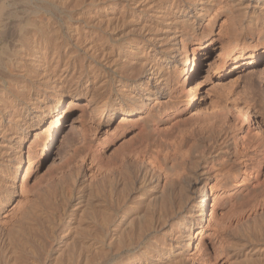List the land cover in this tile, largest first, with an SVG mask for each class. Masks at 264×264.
<instances>
[{
    "label": "bare ground",
    "instance_id": "bare-ground-1",
    "mask_svg": "<svg viewBox=\"0 0 264 264\" xmlns=\"http://www.w3.org/2000/svg\"><path fill=\"white\" fill-rule=\"evenodd\" d=\"M219 1L43 0L47 12L55 6L57 10L61 7L67 11L69 19L67 22L63 20L66 23H63L65 31L62 24H56L45 14L44 17H36L38 10L34 11L33 16L30 15L33 9H30L32 12L28 10L30 14L25 16L22 11L23 16H18L15 20L8 14L6 19L0 15V20L5 19L0 24V44L5 42L0 49V158L5 161L4 164L0 160L3 163L0 164V216H8L5 214L6 207L19 186L17 179L23 167V147L28 137L47 116L59 111L68 93L72 94L79 89L89 93L88 100L93 106V114L100 119L104 118L103 122L111 130L109 134L117 135L116 121L128 123L132 119L130 116L138 114L134 121L142 130L158 138L155 141L147 139L132 144L126 153L115 157L112 163L103 157L101 143L90 150L91 164L96 162L97 165L98 173L94 174L109 195L103 192V201L106 202H102L104 208L99 207L94 215L86 214L85 219L81 220L84 221V264H107L110 256L116 254L122 258L119 256L121 259L113 262L114 264H189V251H194L195 257L199 254L197 252L206 250V239L200 235L208 220L210 197H214L211 207L213 215L215 207H224L233 200L241 202L253 198L259 186L254 185L253 179L246 176L252 175V172L249 174L246 171L247 163L241 162L246 166L243 171L242 165L237 167L233 164L234 161L231 163L232 161L225 160L216 174L218 177L221 175L217 178V183L209 185L207 180L196 191L191 189L195 192L193 195H187L186 191L187 193H183L185 197L182 194V198H185L183 201L182 198L176 200L172 194L174 188L171 187L176 182L175 175H184L185 169L177 163L170 164L169 159L180 154L181 157L193 159L195 147L202 143L205 136L204 130L216 128L218 121L180 127L172 132L160 123L170 116L166 103L160 97L168 90L169 75L173 74L169 70L172 64L179 61L182 64L179 76L184 78L189 73L191 58L188 45H200L208 40L210 32L206 28H213V23L210 22L214 15L213 5ZM263 1L256 0L257 6ZM2 5L4 8L9 6L0 2V9ZM227 11L232 12L231 9ZM261 12V23L258 24L261 26L260 30H263L264 10ZM206 19H209L207 24ZM179 25L181 32L177 29ZM125 26L129 27L130 35L125 32L129 36L124 39L120 37L119 29ZM258 47L263 49L264 36L261 37V44L250 45L246 49L253 52ZM197 48L193 49L194 67ZM181 49L185 53H179ZM110 74L116 85L115 89H108ZM237 110L239 121L244 123V119L248 120L250 126L252 113L250 115L245 107ZM61 119L62 116H59L57 123L45 130L39 142V156L46 155L56 143ZM237 125H228V128L234 130L233 142L226 149L228 155L232 150L240 153L241 147L248 143L245 141L246 134ZM247 145L254 150L251 170L256 168L254 177H257L261 168L257 166L255 158L260 154L264 156V140ZM35 161H30L26 168L21 182L22 189L35 167ZM258 162L261 166L262 161ZM161 175H164L165 182L161 183L158 179ZM78 177L79 175L76 179ZM83 177V185H79L86 187V190H91L98 181V178L92 180ZM197 183L198 181L194 185ZM81 187L80 192H85ZM72 188L70 197L64 198L63 204L58 199L51 200L55 201L52 203L48 198L49 207L36 208L30 212L34 216L33 220L45 219L50 222L51 227H55L69 213L67 203L73 198ZM220 191L222 194L218 195ZM147 192L151 194L146 196ZM80 219L82 218L73 216L71 221L76 223ZM7 221L8 219H0V230L5 228L2 223ZM48 233L43 237L46 238ZM53 236L57 238L61 235L58 233ZM29 259L30 257H24L19 260L18 257L17 262L31 264L32 258ZM33 261L36 264L37 261ZM201 261H209V256L205 254Z\"/></svg>",
    "mask_w": 264,
    "mask_h": 264
},
{
    "label": "rangeland",
    "instance_id": "rangeland-1",
    "mask_svg": "<svg viewBox=\"0 0 264 264\" xmlns=\"http://www.w3.org/2000/svg\"><path fill=\"white\" fill-rule=\"evenodd\" d=\"M0 2L6 4L5 6L9 5L6 8L2 5L1 17L4 16L5 18L6 16L7 18L9 15L12 20H15L18 16H25L33 11L30 14L32 15L38 10L36 17L37 15L44 17L45 14L56 24H62L63 30H66V23L63 20H68L69 16L67 11L61 7H58L57 10V6L53 8L50 6V12H47L44 8L46 6H43L45 5L43 0H21V2L20 0H0ZM26 3L28 6L30 4V8ZM259 5L257 6L256 0H220L215 3L212 13L214 15L210 20L213 23V28H206V31L210 32L208 40L204 41V44L188 45L191 58L188 65L189 73L184 78L179 76L178 72H180L182 64L179 63L180 61L177 63L178 65L172 64L171 68L169 67L170 73L173 74L169 75L168 90L160 97L166 103L170 114L169 117L160 122L163 127L165 126V129L176 132L180 127H194L211 121H218V126L222 125L219 128L217 126V129L213 127L214 130L207 127L211 131L204 130L205 136L202 134L204 136L202 143L195 147L193 159H188L186 156L181 157V154L180 156L173 155L174 157L169 159L170 164L177 163L180 167L183 166L185 173L187 172L180 175L181 178L177 175L172 176L176 181L171 187L174 188L172 194L176 200H180L182 194L187 193L186 191H188L187 195L189 193L193 195L195 193L193 191H196V188L207 180L209 185L217 183L216 180L221 175L218 177L216 174L225 160H230L231 163L234 161L233 164L237 167L242 165L241 162L247 163L248 169L245 165H242L241 168L243 171L246 169L249 174L252 172V175L246 176L253 179L254 185L259 186L258 191H256L257 194L255 193L254 197L251 196L253 198L241 202L233 200L224 207H215V214L213 215L211 214V207L214 197H210L208 220L205 222L200 235L206 239V250L202 249L197 252L199 254L195 257L194 251H189L191 256L189 264H264V156L260 154L258 158H255L257 166L259 165L258 167L261 168V173L254 177L256 168L251 170V158L254 157V150L247 145L250 142L264 140V47L263 49L258 47L253 52L246 49L247 46L261 44V37L264 36V29L260 30L261 26L258 24L261 23L264 1ZM23 8L27 10L24 11ZM227 8L231 9L232 12H228ZM11 9L13 11L18 10V13ZM30 9L33 10L30 11ZM44 9L47 13L43 11ZM50 13H53L54 16ZM4 18L0 20V24L6 19ZM205 21L207 24L209 19ZM125 27L119 29L121 38H127L130 35L129 27ZM177 29L178 32H181L182 28L179 25ZM125 32L129 35L124 34ZM1 44L0 49L3 48L5 42L3 45ZM196 47L198 48L196 66L194 67L192 58L193 49ZM182 52L185 53V50L179 51V53ZM179 53L177 52V54ZM112 81L111 78L108 82L109 85H107L108 89L112 87L115 89L116 85ZM88 99H90L89 93L83 92V90L78 89L72 94L68 93L58 111L60 115L55 112L51 116H47L32 131L25 142L23 167L17 179L19 186L16 188L15 196L6 207L5 214L8 216H0V219H8L7 222L2 223L5 228L0 230V264H18L17 261L24 257L32 258L31 264H34L33 260L38 262L35 261L36 264H84V221L81 222V220L85 219L86 214L94 215L99 207L104 208L102 203L105 201L103 192L109 195L108 190H103L100 179L94 174L97 172V165L96 162L91 164L90 150L101 143L103 145V157L112 163L115 157H121L126 153L132 144L147 139L158 140L155 135L154 137L153 134H149L150 132L142 130L140 125L134 121V118L139 116L138 114L130 116L129 118L132 119L128 123H123L121 120L116 121L117 135L109 134L110 128L103 122L104 118L100 119L93 114V106ZM190 99H192L191 103ZM243 107L248 109L250 115L252 113L250 126L248 120L244 119L245 122L242 123L238 119L239 110L237 109ZM59 116H62V119L56 143L46 155L40 154L39 156L41 137L46 129H50L57 123ZM98 119L100 120L98 121ZM229 122L238 124V128L241 126L242 133L246 134V136L244 135L245 141H248L245 144L248 147H241L240 153L232 150L230 155L226 154V149L233 142L234 130L228 128L230 127L228 126L230 125ZM34 159L36 160L35 167L25 180L22 189L21 182L26 168L29 162L34 161ZM0 160L3 159L0 158ZM260 160L262 161L261 166L258 162ZM2 162L5 164V161ZM219 162L220 164H218ZM3 163L0 162L1 165ZM78 175L79 177L76 179ZM83 176L92 180L98 178L91 190H86V187L83 188L79 185L80 183L83 185ZM163 176L158 178L161 183L165 182ZM153 181L155 184L156 177ZM196 181L198 183L195 186ZM80 187L86 191L81 193ZM71 188L74 191L71 202L67 203V212L69 213L59 223H56L55 227H51L50 222L45 219L33 220L34 216L31 213L34 209L49 207L48 198L50 201L61 200L63 204V199L70 197ZM208 188L211 193L210 186ZM49 193L51 194L49 195ZM81 194L83 195L80 196ZM150 194L151 192H147L146 196ZM217 194L221 195L222 192ZM51 202L54 203L55 201ZM90 210L92 211L90 212ZM73 216L82 219L74 223L71 221ZM51 230L56 233L51 234L50 232H53ZM45 233H48L49 237H43ZM58 233L61 236L55 238L53 235ZM51 238L52 241L54 240L53 242ZM205 254L209 256V261L204 263L201 261V257ZM111 256L107 264H114L122 258L120 255L117 257V254ZM115 257L117 258L115 259Z\"/></svg>",
    "mask_w": 264,
    "mask_h": 264
}]
</instances>
